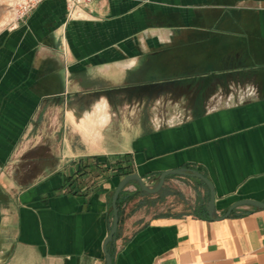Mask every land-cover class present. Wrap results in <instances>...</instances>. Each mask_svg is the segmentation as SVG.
I'll use <instances>...</instances> for the list:
<instances>
[{"label": "crops", "instance_id": "1", "mask_svg": "<svg viewBox=\"0 0 264 264\" xmlns=\"http://www.w3.org/2000/svg\"><path fill=\"white\" fill-rule=\"evenodd\" d=\"M233 70L255 85L238 102L151 120L127 107L133 87L213 83ZM53 110L57 127L41 145L55 148V166L22 182L13 164L26 132ZM124 154L148 184L200 171L217 215L238 199L264 201V0H94L71 15L65 0H44L0 27V264H106ZM88 156L102 163L78 172ZM169 180L193 184L187 204L138 219L125 201L112 264H264V208L195 216L209 191L193 176Z\"/></svg>", "mask_w": 264, "mask_h": 264}, {"label": "rangeland", "instance_id": "2", "mask_svg": "<svg viewBox=\"0 0 264 264\" xmlns=\"http://www.w3.org/2000/svg\"><path fill=\"white\" fill-rule=\"evenodd\" d=\"M9 3L12 2L10 0H0V14L9 21L5 25H9L15 21L16 16L14 15L12 19L9 12H11L13 6L18 7L16 1L13 2V5H7ZM225 75V78L217 77L213 79V83L205 81V76H203L202 78H197V81L192 82L178 83L169 81L133 87V100L128 101L127 107L133 108L134 112L138 110L139 114L140 107H142L143 111L141 115L147 114L149 120H151L157 115L161 116L165 112L176 109H181L183 112H191L198 109L202 103L214 106L228 101L238 102L242 96H244L242 98L248 97L246 96L247 93L253 91L255 88L247 70L228 71ZM217 93L218 95L213 98ZM228 95L229 98L232 95L230 99H227ZM56 114V110H53L43 115L41 121H34L26 132V136L23 139V150H21L17 160L13 164V171L16 174L18 173L22 182L28 181L34 175L44 174L55 166L53 163L56 155L55 148L45 147L41 144L44 143L43 141L46 139L48 132L57 127L59 117ZM54 136L52 134V137ZM35 143H37L36 146H34ZM176 176L184 175H168L161 188L163 189L161 197H159L161 194L151 197L135 195L131 199L129 210L133 211V213L135 212V217L139 219L141 217L144 218L146 214L157 215L164 211H170L174 207L175 209H183L184 205L187 204L185 194L190 190L193 191L194 187L193 184H188L189 182L187 181H185L186 185H183L169 180ZM155 183L156 181L150 183V185ZM127 186L132 187V192L137 191V188H139L136 182H130Z\"/></svg>", "mask_w": 264, "mask_h": 264}, {"label": "water", "instance_id": "3", "mask_svg": "<svg viewBox=\"0 0 264 264\" xmlns=\"http://www.w3.org/2000/svg\"><path fill=\"white\" fill-rule=\"evenodd\" d=\"M168 175H184V176H193L200 179L208 188L209 191V200L207 205V213L208 217L211 220H219L228 217L232 211L236 208L242 206H251L255 208H264V201L253 199V198H242L238 199L226 208L222 215L216 214L215 209V188L212 182L203 175L200 171L195 169H187V168H178V169H171L162 171L156 180V183L150 185L144 181L141 175L136 172L129 173L122 177L118 184L116 185L115 189L113 190L111 196V209H112V224L108 235L105 237L102 243V250L105 256L106 264H112V257L108 251V244L112 243L115 240L118 224H119V215H118V208H117V198L121 190H123L130 182H136L139 188L147 193L153 194L157 193L163 186L165 178Z\"/></svg>", "mask_w": 264, "mask_h": 264}, {"label": "trees", "instance_id": "4", "mask_svg": "<svg viewBox=\"0 0 264 264\" xmlns=\"http://www.w3.org/2000/svg\"><path fill=\"white\" fill-rule=\"evenodd\" d=\"M129 161V158H128V154H124V164L121 165L118 161V163H115L116 165V169L118 170V175L120 176H124V175H127L129 173H132L133 172V169L131 167V164L128 163ZM80 162V166H79V169L77 170L78 172L82 169H95L96 167H98V165H100V159L98 156H88L86 158H83V159H80L79 160ZM195 178L198 183L200 185H202L206 190H208L207 186L198 178L196 177H193ZM162 190L163 189H160L157 193H153V194H150V193H147V192H144L142 191L141 189L137 188V191H134V192H129L127 190H125V188L123 190H121V192L119 193V196L117 198V208H118V215H119V224L120 222L122 221V214H123V203L125 201H128V200H131L135 195H144V196H155V195H160L159 197L162 196ZM110 200V203H111V196L109 198ZM209 200V195L206 196L205 198V203H201L200 205H197L195 207V209L192 211L193 214L195 216H200V217H208V213H207V201ZM153 202V200H152ZM234 211V210H233ZM232 211V213H233ZM119 224H118V228H117V232L116 234L118 233V230H119Z\"/></svg>", "mask_w": 264, "mask_h": 264}, {"label": "built area", "instance_id": "5", "mask_svg": "<svg viewBox=\"0 0 264 264\" xmlns=\"http://www.w3.org/2000/svg\"><path fill=\"white\" fill-rule=\"evenodd\" d=\"M42 1L44 0H16L18 7H12V11L16 16L14 20L18 21L20 19H23ZM93 1L94 0H65L69 14L75 12L78 7L86 6L92 3Z\"/></svg>", "mask_w": 264, "mask_h": 264}, {"label": "bare ground", "instance_id": "6", "mask_svg": "<svg viewBox=\"0 0 264 264\" xmlns=\"http://www.w3.org/2000/svg\"><path fill=\"white\" fill-rule=\"evenodd\" d=\"M12 3H9V4H7V5H13V2L14 1H16V0H10ZM1 12V11H0ZM9 14L11 15V18L13 19V17H14V12L12 11V9H11V12H9ZM2 16V14H0V27H2V26H4L6 23H7V21H8V19H6L5 17L3 18V16ZM8 18H10V17H8ZM9 22V21H8Z\"/></svg>", "mask_w": 264, "mask_h": 264}]
</instances>
